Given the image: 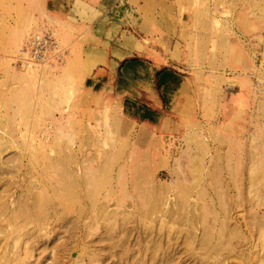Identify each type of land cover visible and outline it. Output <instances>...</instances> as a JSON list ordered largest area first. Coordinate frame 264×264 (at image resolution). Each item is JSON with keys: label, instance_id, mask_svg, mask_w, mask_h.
<instances>
[{"label": "rangeland", "instance_id": "1", "mask_svg": "<svg viewBox=\"0 0 264 264\" xmlns=\"http://www.w3.org/2000/svg\"><path fill=\"white\" fill-rule=\"evenodd\" d=\"M47 1L0 0V264H264V0Z\"/></svg>", "mask_w": 264, "mask_h": 264}, {"label": "built area", "instance_id": "2", "mask_svg": "<svg viewBox=\"0 0 264 264\" xmlns=\"http://www.w3.org/2000/svg\"><path fill=\"white\" fill-rule=\"evenodd\" d=\"M64 47L56 34L48 28L37 29L25 41L15 63L21 68L40 65L54 60H62Z\"/></svg>", "mask_w": 264, "mask_h": 264}, {"label": "crops", "instance_id": "3", "mask_svg": "<svg viewBox=\"0 0 264 264\" xmlns=\"http://www.w3.org/2000/svg\"><path fill=\"white\" fill-rule=\"evenodd\" d=\"M81 1L87 2L88 0H81ZM60 2L68 3V2H70V0H48L46 8H49V10L52 11L56 7V4L57 3L60 4ZM75 2H76V0H72L71 4H74ZM59 18H60V16H59ZM61 18H64V17L61 16ZM128 62L129 63H127L125 71L127 70L126 71L127 73L132 74L135 81H138V82H141L143 80L149 81L151 78H154V76L156 75V72L158 73L159 78H161L162 76L165 78L170 76V74L167 73V71L169 69H164L162 71H158V66L156 64L148 63V62L142 61L140 59L132 60V61H128ZM113 65H115V64H113ZM142 68L145 69V71H143Z\"/></svg>", "mask_w": 264, "mask_h": 264}]
</instances>
